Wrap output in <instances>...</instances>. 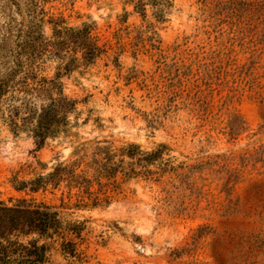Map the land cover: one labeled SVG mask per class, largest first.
I'll return each mask as SVG.
<instances>
[{"label":"rangeland","instance_id":"obj_1","mask_svg":"<svg viewBox=\"0 0 264 264\" xmlns=\"http://www.w3.org/2000/svg\"><path fill=\"white\" fill-rule=\"evenodd\" d=\"M55 22L100 49L23 58L77 101L67 130L40 145L0 103V201L74 228L47 264H264V0H0V80Z\"/></svg>","mask_w":264,"mask_h":264},{"label":"trees","instance_id":"obj_2","mask_svg":"<svg viewBox=\"0 0 264 264\" xmlns=\"http://www.w3.org/2000/svg\"><path fill=\"white\" fill-rule=\"evenodd\" d=\"M59 25V22H55L53 40H45L43 34L36 37L29 34L28 40L18 42L11 51L14 66L0 80V103L6 102L7 105L5 119L14 132L26 130L40 145L47 138L67 130L77 101L64 93L58 78L40 77L32 61L26 63L24 56L33 60L44 50L48 51L49 47L56 54L64 48H78L84 50V58L90 61L100 51L92 39L90 26L76 29L58 28ZM38 39L42 50H36L35 42ZM127 153L134 154L130 149ZM67 168L58 166L50 174L49 180L63 179ZM103 169L111 168L103 165ZM75 172L70 170L72 178L78 177ZM38 182L43 183L44 178H39ZM68 230L74 228L70 224L69 228L65 225L55 206L45 202L32 203L26 199L12 205L0 201V264H47L52 242L56 238L62 239L65 252L74 254L75 244L68 238Z\"/></svg>","mask_w":264,"mask_h":264}]
</instances>
